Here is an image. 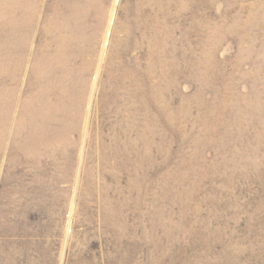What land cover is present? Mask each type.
I'll use <instances>...</instances> for the list:
<instances>
[{"label": "rangeland", "instance_id": "1", "mask_svg": "<svg viewBox=\"0 0 264 264\" xmlns=\"http://www.w3.org/2000/svg\"><path fill=\"white\" fill-rule=\"evenodd\" d=\"M0 264H264V0H0Z\"/></svg>", "mask_w": 264, "mask_h": 264}]
</instances>
